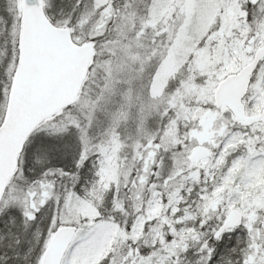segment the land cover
Returning <instances> with one entry per match:
<instances>
[{
  "label": "snow or ice",
  "instance_id": "snow-or-ice-1",
  "mask_svg": "<svg viewBox=\"0 0 264 264\" xmlns=\"http://www.w3.org/2000/svg\"><path fill=\"white\" fill-rule=\"evenodd\" d=\"M0 264H264V0H0Z\"/></svg>",
  "mask_w": 264,
  "mask_h": 264
}]
</instances>
